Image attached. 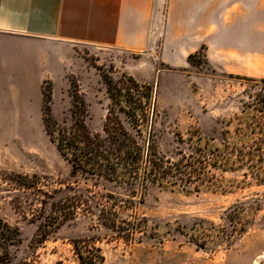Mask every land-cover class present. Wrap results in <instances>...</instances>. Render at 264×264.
I'll return each instance as SVG.
<instances>
[{"label":"rangeland","instance_id":"1","mask_svg":"<svg viewBox=\"0 0 264 264\" xmlns=\"http://www.w3.org/2000/svg\"><path fill=\"white\" fill-rule=\"evenodd\" d=\"M104 73L153 85L159 152L204 159L206 179L152 184L135 209L147 229L134 239L84 217L60 226L36 246L39 264H79L71 239L82 235L97 237L103 264H264V112L256 98L264 94V0H150L138 46H71L0 30V218L21 231L18 257L28 255L38 225L1 178L36 173L58 188L69 177L46 131L44 92L63 123L76 83L98 130Z\"/></svg>","mask_w":264,"mask_h":264},{"label":"trees","instance_id":"2","mask_svg":"<svg viewBox=\"0 0 264 264\" xmlns=\"http://www.w3.org/2000/svg\"><path fill=\"white\" fill-rule=\"evenodd\" d=\"M103 82L108 104L98 130L89 126L87 101L76 83L71 90L70 120L63 123L52 113L51 92H44L46 131L71 170L58 188H51L36 173L4 172L1 179L14 204L36 218L38 229L28 255L18 257L21 231L0 218V264H39L36 246L60 226L77 224L79 217L90 220L93 228L102 226L114 236L134 239L147 229L146 217L136 216L135 209L152 184L186 186L197 178L206 179L205 167L200 165L204 159L183 155L173 160L159 152L153 136L158 113L151 83L108 73L103 74ZM256 96L261 101L257 109L264 112V94ZM96 239L95 235L71 239L79 264H103L105 255Z\"/></svg>","mask_w":264,"mask_h":264},{"label":"crops","instance_id":"3","mask_svg":"<svg viewBox=\"0 0 264 264\" xmlns=\"http://www.w3.org/2000/svg\"><path fill=\"white\" fill-rule=\"evenodd\" d=\"M149 4L150 0H0V30L71 46H138L144 41Z\"/></svg>","mask_w":264,"mask_h":264}]
</instances>
